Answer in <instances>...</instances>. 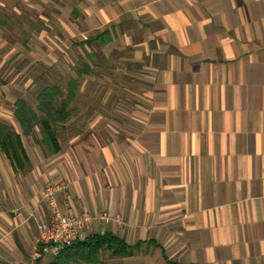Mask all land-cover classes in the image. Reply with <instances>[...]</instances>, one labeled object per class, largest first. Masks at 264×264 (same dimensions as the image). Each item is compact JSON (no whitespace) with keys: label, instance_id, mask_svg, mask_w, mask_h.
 <instances>
[{"label":"crops","instance_id":"crops-1","mask_svg":"<svg viewBox=\"0 0 264 264\" xmlns=\"http://www.w3.org/2000/svg\"><path fill=\"white\" fill-rule=\"evenodd\" d=\"M28 1L46 68L78 79L83 103L56 154L28 151L0 105L28 159L0 151V264L56 255L30 258L57 181L62 215L120 219L92 233L129 256L104 248L92 264H264V0Z\"/></svg>","mask_w":264,"mask_h":264},{"label":"trees","instance_id":"trees-1","mask_svg":"<svg viewBox=\"0 0 264 264\" xmlns=\"http://www.w3.org/2000/svg\"><path fill=\"white\" fill-rule=\"evenodd\" d=\"M76 85L70 84V91L63 95L58 86L44 87L36 96V110L30 108L22 98L13 104V117L25 137L32 136L38 130L37 143L49 154L58 153L60 146L56 125L61 127L75 113L71 107L75 98ZM0 151L12 161L18 169L27 168L28 159L22 146L20 135L9 125L0 123ZM107 249L110 256H129L130 248L123 240L112 236L90 234L84 240L74 242L62 248L48 264H86L94 263L99 251Z\"/></svg>","mask_w":264,"mask_h":264},{"label":"rangeland","instance_id":"rangeland-1","mask_svg":"<svg viewBox=\"0 0 264 264\" xmlns=\"http://www.w3.org/2000/svg\"><path fill=\"white\" fill-rule=\"evenodd\" d=\"M26 2L29 1L26 0ZM33 18L34 15L31 13L30 8L22 0H0V39L8 43L7 47L0 48V105L9 109V107H13L12 102L16 98L21 97L30 108L36 110V96L42 88L55 85L66 96L70 91L71 83L76 85L74 91L75 98L71 107L83 103L81 102L83 99H79L76 93L78 86L81 84L78 79L62 76L59 71L48 70L46 68L44 58L46 48L36 49L35 46L41 43L37 42L31 35L32 30H40L38 27L41 26L39 23H37V26L32 24L31 20ZM16 44L25 47L24 50H21L23 56L9 62H3V57H5L4 51ZM30 53L41 56L39 57V61L29 59ZM12 128L17 130L14 125H12ZM74 128L56 125L58 139L62 140L64 134H70L77 130L76 127ZM23 139L28 151L36 150L43 154H48L47 150L37 143L39 139L37 129H35L32 136H23Z\"/></svg>","mask_w":264,"mask_h":264},{"label":"built area","instance_id":"built-area-1","mask_svg":"<svg viewBox=\"0 0 264 264\" xmlns=\"http://www.w3.org/2000/svg\"><path fill=\"white\" fill-rule=\"evenodd\" d=\"M63 184L52 182L41 191V200L49 209V216L36 222V238L31 249V261L36 262L45 253L51 251L57 254L62 248L74 242L84 240L92 233L99 222H120L119 217L112 218L107 212L91 214L83 211L79 215H62L55 200V193L60 191Z\"/></svg>","mask_w":264,"mask_h":264}]
</instances>
